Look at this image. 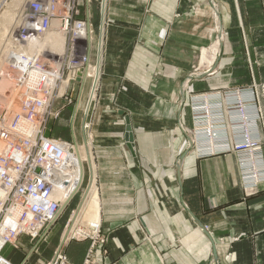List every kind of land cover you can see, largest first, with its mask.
<instances>
[{"label":"crops","instance_id":"crops-1","mask_svg":"<svg viewBox=\"0 0 264 264\" xmlns=\"http://www.w3.org/2000/svg\"><path fill=\"white\" fill-rule=\"evenodd\" d=\"M97 1L104 20H111L105 94L125 85L115 102L103 100L102 108L109 111L97 124L92 145L100 228L108 238L99 264H264V185L244 196L235 156L200 157L183 133L192 120L186 81L209 72L183 69L199 47L215 39V26L222 40L210 68L229 63L224 72L233 79L264 80V0ZM89 13L85 1L86 20ZM120 110L130 118L136 161L126 146ZM174 126L184 134V145L171 134ZM71 130V140L72 132L77 140ZM63 233L56 249L65 244ZM218 238L229 243L225 252ZM86 247L87 242L70 241L65 248L69 260L80 264ZM9 249L6 245L3 251ZM32 250L13 260L8 251L2 255L24 264Z\"/></svg>","mask_w":264,"mask_h":264},{"label":"rangeland","instance_id":"rangeland-1","mask_svg":"<svg viewBox=\"0 0 264 264\" xmlns=\"http://www.w3.org/2000/svg\"><path fill=\"white\" fill-rule=\"evenodd\" d=\"M3 1L4 2L0 5V112H6L7 108L10 106H18V115L21 118L30 117L35 123L29 124L26 128L23 126V128H18L20 136L18 137V142H0V152H9L16 147L21 151L31 152L33 154L40 151V144L35 142L34 137L35 130L38 129L42 130V135L47 139H54L69 144V150L67 152L64 151L63 155L68 156L69 154L70 157L75 150L71 140L72 126L77 135L76 143H78V145H83L86 140L91 142L89 150L91 151L92 157H94L95 151H93L91 145H93L95 139L97 124L101 118H103L104 114L109 111L102 108V102L105 99H111L115 102L118 95L125 87L124 83H121L122 85L118 86L114 92L105 94L102 85L103 66L106 53V35L111 20H104V17L101 15L103 8H101L99 1H89V23L93 34V36H91V55L88 60L82 62L81 58H79V56H82L80 43H73L75 40H78L77 38L80 34L74 31L73 27H75L74 23L76 22L86 21L84 16L86 0H70L69 6L67 5V0H23V3L22 1L17 3L16 0ZM31 1L40 3L42 14V28L40 30L42 33L35 38L28 37L26 34H21V30L27 22V16L23 14L25 10L29 11L27 5ZM62 2H64L65 8L61 7L60 4H62ZM11 9L12 11H10ZM10 12L14 15L16 13L17 15H15L16 17L14 16L16 20L18 18L16 26L15 19H9V17H11ZM196 12L197 10L194 8L193 13ZM65 21L67 22L64 23ZM101 24H103V27H101ZM4 25L7 26V28ZM64 26L65 29L63 28ZM53 29L54 32H59V35L62 36L63 34L62 45L64 48H62V46L61 48H56V44L54 43L55 47L50 43L52 48L48 43L44 46L49 49L51 48L50 50L43 47L45 44H42L40 47V43L36 46L37 49L34 48L35 46L33 49L29 48L32 39L42 41L48 32H53ZM101 29H103L102 32ZM38 46L42 49V52ZM26 47H28V49ZM18 49H20V51ZM59 50H62V53ZM219 50L220 42L218 41V31H215V39L211 40L207 46L199 47L198 50H196L194 61L187 70L183 69V71L187 74H193L209 68L214 60V56L218 54ZM17 56L18 58L23 56L36 57L45 68L52 67L59 72V77L51 92L50 89H48L47 93L43 91L32 93L29 89L32 83L29 77H26V75L19 76V72L18 80L16 77H12L13 74L10 73L13 67L12 62ZM228 65L230 64L218 62L215 69L203 79L194 80L193 82L186 81V103L190 110L192 120L190 125L184 126L186 132L183 133L187 134L188 137L193 140L194 146L192 150L196 149L199 151L200 157L217 154H232L235 156L240 182L242 184V191L244 196L247 197L255 195L260 186L264 185V180L257 183L254 191H248L249 186L252 185L250 182L252 171H248L246 169L247 165H243L247 162L246 159H238L236 153L232 149L235 141L241 139L243 136L241 130H244V125L238 120L236 116L237 112L231 103L235 102L239 91H244L246 94L251 88H255L257 92L264 89V80L233 79L231 78V74L224 72L225 67ZM96 74L98 75L95 79ZM121 78L117 77L116 80L119 82ZM44 81L48 82V78H44ZM120 81L123 82L124 79L122 78ZM195 82L198 83L197 86L194 85ZM17 87L18 92L14 94L12 89ZM261 100L264 103L263 97H260V101ZM223 101L225 102L224 105H222ZM215 102L219 104V108L212 107ZM49 105H51V108ZM76 106L77 109L74 112V107ZM224 107H226V109H223ZM72 114H74L73 118H71ZM82 118V130L85 136L83 141L80 135V121H82ZM208 120L211 121L210 125L208 124ZM219 122L224 125H220ZM254 129L260 139V150H263V159L259 157L256 161H263L264 164V109L263 122H259ZM19 130H21V132ZM170 132L173 136H177L174 138L177 139L178 143H183L182 145L185 144L184 134H182L181 130H177L174 126ZM73 134L74 132H72V138L74 140ZM222 135H226V140L224 142L218 138V136ZM210 137H213L214 143L210 142ZM212 147L213 149H210ZM226 149L230 151H225ZM35 160L36 158L33 159V161ZM85 161L82 187L72 200H70L60 216H58V219L46 236L37 242V240L31 239L29 236L21 235L18 238L19 244L16 248L7 244L10 249L5 251L2 249L4 255L6 254L5 252L8 251V258L13 260L18 254L22 257L25 251L33 247V250L30 252L31 255L29 254L30 256L24 264H48L50 262L57 248L54 243L55 241L58 242L63 231L71 224L70 217H72L74 211L77 209L83 198V193L90 182V167L87 161L85 165ZM62 194L63 192L61 190H55L54 198L61 199L63 198ZM107 240V236L101 232L100 224L97 229H94L79 222L74 227V231L69 235L68 239L65 242L62 240V243L65 244L61 249V260H66V264H75L69 260L65 250L66 246L70 241L87 242L86 252L80 264H99L98 256L100 253L102 254V252H105L104 249ZM217 243L220 246L221 252H225L226 246L229 245L228 242L224 243L223 238H218ZM16 261H19L18 258Z\"/></svg>","mask_w":264,"mask_h":264},{"label":"built area","instance_id":"built-area-1","mask_svg":"<svg viewBox=\"0 0 264 264\" xmlns=\"http://www.w3.org/2000/svg\"><path fill=\"white\" fill-rule=\"evenodd\" d=\"M69 3L70 0H67L68 6ZM60 5L65 8L64 2ZM27 7L29 11L25 10L23 14L27 16V22L22 28L21 34L35 38L42 33L40 31L42 28L40 3L31 1ZM85 24L88 26L89 20L76 22L73 27V30L80 34L78 40L73 43L79 42L80 48L87 37L90 40V35H86L84 32ZM63 28L65 29V26ZM88 45L86 56L85 48H82V56H79L82 62L90 57L91 42ZM12 66L10 72L13 74L12 77H16L18 80L19 72V76L26 75L31 79L32 83L29 89L32 93L39 91L47 93L48 89L51 92L59 77V72L52 67L45 68L36 57L18 58L17 56L13 60ZM207 69L210 74L215 66ZM44 78H48V82H45ZM12 92L16 94L18 87L12 89ZM260 97L264 99V89L257 92L255 88H251L246 94L244 91H239L235 100L237 102L231 103L237 112L238 120L244 125V130H241L243 136L235 141L232 149L238 159H246L247 162L243 165H247L246 169L252 171L250 181L252 185L248 188L249 192L254 191L257 183L264 180L263 161H256L259 157L263 159V150H260V139L254 129L259 122H263L264 103L262 100L260 101ZM224 104L223 101L222 105ZM49 106L51 108V105ZM212 107L219 108L220 106L215 102ZM32 123H35L32 118H21L18 115V106H10L6 112H0V142H18V137H20L18 128H26ZM210 123L211 121L208 120L209 125ZM219 124L224 125L221 122ZM19 131L21 132V130ZM34 137L35 142L40 144V151L35 154L21 151L18 147L9 152H0V264L12 263L2 255V249L7 244L16 248L21 235L29 236L37 242L46 236L58 219L56 212L63 199L54 198V191L61 190L65 193L73 175L72 155L74 156V154L72 153L70 157L69 154L68 156L63 155L64 151L69 150V144L47 139L42 135V130L38 129L35 130ZM218 138L224 142L226 135L218 136ZM209 140L214 143L213 137H210ZM225 151L230 150L226 149ZM34 158H36L35 161H33ZM61 259V250H55L54 256L48 264H66V260Z\"/></svg>","mask_w":264,"mask_h":264},{"label":"bare ground","instance_id":"bare-ground-1","mask_svg":"<svg viewBox=\"0 0 264 264\" xmlns=\"http://www.w3.org/2000/svg\"><path fill=\"white\" fill-rule=\"evenodd\" d=\"M19 1H22L23 3V0H16L17 3H19ZM28 1V0H26ZM25 1V2H26ZM90 0H86V2L88 3ZM102 1V0H101ZM2 2H4L3 0H0V5L2 4ZM104 0H103V4H104ZM12 11V9L10 10ZM6 13V12H5ZM16 15V13H15ZM13 13L10 12V16L9 19L10 20H13L15 19V16ZM15 16V17H14ZM89 16V15H88ZM215 18H216V15H215ZM18 20V18H17ZM15 19V26H16V21ZM218 23V22H217ZM5 26V25H4ZM7 28V26H5ZM219 26L217 25L216 26V31H218V41L220 42L221 40V37H222V33L220 32L219 30ZM103 31V29H101V32ZM52 31H50V33L48 32L44 38L42 39V41L40 40H34L32 39V42L29 44L30 47L29 48H36L37 45H39L40 43V47L42 46V44H45L43 45L46 46L47 43L48 44H56V48H64L63 45H62V36L59 35L56 32H54V29H53V32L51 33ZM84 32H86V35L89 34L90 35V40H88V37L86 38V41L84 42V44H82V48L84 49L85 48V56H86V52H87V48H88V44L89 42H91V36H93L92 34V30H91V25L89 23V25L87 26V24H85V30ZM39 39V38H37ZM97 39V38H96ZM100 42V41H98ZM50 44L51 48H52V45ZM53 44V46H54ZM93 44V43H92ZM18 45V44H17ZM24 45V44H23ZM99 45V44H98ZM97 45V47H98ZM21 46V44H20ZM28 46V45H27ZM39 47V46H38ZM39 47V48H40ZM55 47V46H54ZM14 48V47H13ZM20 48V47H19ZM28 49V47H26ZM44 48H48V47H44ZM50 48V49H51ZM12 49V48H11ZM21 49V48H20ZM20 49H18L20 51ZM37 49V48H36ZM41 49V48H40ZM39 49V50H40ZM48 48V50H50ZM99 49V48H98ZM14 50H17V49H14ZM38 50V51H39ZM44 50V49H43ZM47 50V49H46ZM54 50V48H53ZM64 50V49H63ZM30 51V50H29ZM28 51V52H29ZM42 52V49L40 50ZM52 51V50H51ZM57 51V50H56ZM60 52L62 50H59ZM101 51V50H100ZM18 52V51H16ZM35 52V51H33ZM44 52V51H43ZM98 52V51H97ZM31 53V52H30ZM36 53V52H35ZM38 53V52H37ZM62 53V52H61ZM100 53V52H99ZM90 55H91V49H90ZM97 55V54H96ZM96 57V56H95ZM91 62V61H90ZM97 63V62H96ZM100 63V62H99ZM97 65V64H96ZM99 68V67H98ZM99 73V72H98ZM87 74V73H86ZM88 75V74H87ZM97 75L96 74V77L95 79L97 78ZM97 81V80H96ZM96 85V84H95ZM92 97V95H91ZM74 136V140H72V143L74 145V156L72 155L73 157V165H74V168H73V175H72V178H71V181H70V184L67 188V190L65 191V193H63V199H62V203L61 205L58 207L57 209V212H56V218H58V216H60V214L62 213V211L66 208V206L68 205V203L70 202V200H72V198L75 196V194L80 190V188L82 187V183H83V180H84V169H85V166H84V161L86 160L89 164V167H90V182L88 184V187H86L87 189L85 190V192L83 193V198L81 199V202L79 203L77 209L74 211L72 217H71V224H69V227H67L65 229V232L63 233V237H62V240L65 242L69 235H71V233L74 231V227L79 223L81 222L82 224H84L85 226L87 227H92V228H98L99 226V220H100V217H99V199H98V195H97V189H96V185H95V177H96V174H95V163H94V160H93V157L91 155V151L89 150V147H90V143L89 141H85V144L83 145H78V143H76V138H75V135L73 134ZM92 146V145H91ZM85 161V165L87 164ZM54 196V195H53ZM58 197V196H57ZM78 228V227H77ZM80 229V228H79ZM78 230V229H77ZM81 230V229H80ZM94 231V230H93ZM73 236V234H72ZM62 248H58L56 249L57 251L58 250H61ZM12 264V263H11Z\"/></svg>","mask_w":264,"mask_h":264},{"label":"water","instance_id":"water-1","mask_svg":"<svg viewBox=\"0 0 264 264\" xmlns=\"http://www.w3.org/2000/svg\"><path fill=\"white\" fill-rule=\"evenodd\" d=\"M119 114L124 116V121H125L124 139H125V142H126V146H127L128 150H129L130 154L132 155V157L136 161L135 155H134V149H133V132H132V126H131V123H130L129 115L126 114L123 110H120ZM199 225L203 228V225L200 222H199ZM204 233L206 235H208V238H209L210 243L212 245V250H214L216 252V245L214 243V240L212 239V237L209 235V233L205 229H204ZM60 246H62V245L60 244Z\"/></svg>","mask_w":264,"mask_h":264}]
</instances>
